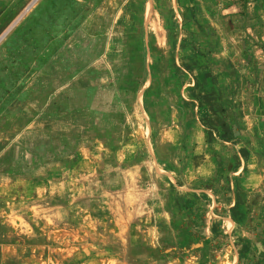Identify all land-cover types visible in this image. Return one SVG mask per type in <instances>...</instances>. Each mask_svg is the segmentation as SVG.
I'll return each mask as SVG.
<instances>
[{"label": "rangeland", "instance_id": "1", "mask_svg": "<svg viewBox=\"0 0 264 264\" xmlns=\"http://www.w3.org/2000/svg\"><path fill=\"white\" fill-rule=\"evenodd\" d=\"M245 11L0 0V264H264V25Z\"/></svg>", "mask_w": 264, "mask_h": 264}, {"label": "crops", "instance_id": "2", "mask_svg": "<svg viewBox=\"0 0 264 264\" xmlns=\"http://www.w3.org/2000/svg\"><path fill=\"white\" fill-rule=\"evenodd\" d=\"M246 1V17L249 19L250 17H252V16H255V17H257L258 16V19H256V20H258L259 22H260V24H263L264 25V15L263 16H261L260 14L262 13V12H264V11H260V12H258V14H256V13H254L251 9H250V7L249 6H251V5H254L255 4V0H245ZM262 25V26H263ZM264 27V26H263ZM261 45H263L262 47H259V46H256L255 48H260V50L264 53V36H262V40H261Z\"/></svg>", "mask_w": 264, "mask_h": 264}, {"label": "water", "instance_id": "3", "mask_svg": "<svg viewBox=\"0 0 264 264\" xmlns=\"http://www.w3.org/2000/svg\"><path fill=\"white\" fill-rule=\"evenodd\" d=\"M16 24V23H15ZM15 24H13L11 27H10V29H12L13 28V26L15 25ZM4 37V36H3ZM0 41H1V39H0Z\"/></svg>", "mask_w": 264, "mask_h": 264}]
</instances>
